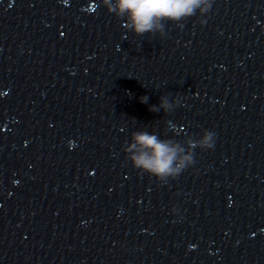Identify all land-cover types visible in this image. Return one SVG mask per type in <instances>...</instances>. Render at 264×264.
I'll return each mask as SVG.
<instances>
[{"label": "clouds", "instance_id": "clouds-1", "mask_svg": "<svg viewBox=\"0 0 264 264\" xmlns=\"http://www.w3.org/2000/svg\"><path fill=\"white\" fill-rule=\"evenodd\" d=\"M109 13L118 18H126L124 27L136 35L160 33L164 35L165 23L179 22L196 14L209 12L213 0H102ZM148 97L140 98L147 103ZM159 106L153 105L149 110L169 113L178 101L170 102L162 96ZM169 125L171 122H167ZM215 133L205 131L201 138L181 143L173 139H161L155 132L146 130L132 133L131 142L123 151L132 166L142 172L167 183L194 163L193 150L197 147L207 150L214 147Z\"/></svg>", "mask_w": 264, "mask_h": 264}]
</instances>
